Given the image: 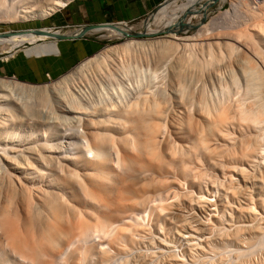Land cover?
<instances>
[{"label": "bare ground", "instance_id": "obj_1", "mask_svg": "<svg viewBox=\"0 0 264 264\" xmlns=\"http://www.w3.org/2000/svg\"><path fill=\"white\" fill-rule=\"evenodd\" d=\"M7 1L0 0L6 16L11 11L17 18L30 19L50 16L71 0H36L19 10ZM171 1L175 2L165 3ZM170 11L166 7L162 14L169 16ZM119 25L128 33L141 32ZM177 26H146L144 33L168 30V38L130 37L108 45L52 83L0 77V264H114L116 254L131 252L135 237L149 231L152 225H146L145 219L150 216H156L158 225L161 213L167 219L171 212L178 220L184 218V229L191 230L192 223L183 222L182 209H192L196 202H204L199 209L211 213L230 208L229 197L223 203L219 195V202L211 203V198L201 195L208 174L211 178L221 174L229 183L238 177L237 186L235 181L220 186L227 189L223 195H234L238 213L251 215L250 223H240L246 239L262 240L264 216L258 215V209L264 211V0H231L227 9L202 22L197 34L184 39V50L175 41L182 39ZM51 28L0 32V46L8 44L10 54L26 44L31 46L23 48L25 52H56V40L39 41L51 39L49 31L75 33ZM103 29L101 34L122 36L116 28ZM138 56L157 66L158 85L149 80L150 85L140 88L142 80L130 85L131 90L123 80L124 85L116 87L130 70L127 61ZM115 60L121 68L111 65ZM221 69L229 70L227 79ZM118 70L124 77L115 83V95L109 94V99L100 97V103L87 99V103L78 94L84 84L103 74L112 80ZM114 77L115 81L118 77ZM213 82L224 89L221 96L207 95L205 90ZM45 113L53 114L56 121L66 117L72 124L62 130L55 121L50 126ZM254 168L260 182H254L252 192L246 185L250 178L256 181ZM216 176V180L208 178L213 188L220 178ZM165 209L169 211L161 212ZM257 215L261 221L256 222ZM204 221L202 230H208L210 221ZM236 226L233 234L228 232L235 243L241 240ZM128 244H133L130 250ZM245 253L237 258L244 259Z\"/></svg>", "mask_w": 264, "mask_h": 264}, {"label": "rangeland", "instance_id": "obj_2", "mask_svg": "<svg viewBox=\"0 0 264 264\" xmlns=\"http://www.w3.org/2000/svg\"><path fill=\"white\" fill-rule=\"evenodd\" d=\"M8 1L11 2V3L14 2V3H12V4H15V6L13 8L15 10H19V8L24 7V6H28V5H30L32 3V1L35 2L36 0H8ZM167 1H169V0H166L165 2H167ZM214 1H215L214 3H210V0H175L174 3L172 1L170 3L162 2L159 6H157L147 16H145L142 19H139L137 21H134L133 22L134 23L133 26H134V28L136 30L144 32L146 26H151L152 25L153 28L154 27L155 28H160L161 25H167L168 23H171L172 25H178L176 27V29L178 30L179 27H180V23H187L188 27H185L181 32H177V35L179 37H181L182 39L175 40V41H177V43H179V44L176 43L177 46L180 47V49L182 47L183 50H184L186 48V46L183 45V43L186 44L185 42H187L184 39L186 37H188L189 35H194L195 33L197 34L198 29L200 27V24L202 22L208 21L210 19V17L216 15L219 11H223V10L227 9L229 7V4H230L231 0H217V1L214 0ZM11 3H9V5L7 3V6H11ZM166 7H169L171 9V11H170L171 13L169 14V16H164L162 14L163 9H165ZM3 9H0L1 10L0 11V32L8 31V32H11V33L17 32L18 30L28 29V28H35V27H39V26H45V27L51 28L49 26V24L55 18V15H56L57 11L60 10V9L57 10L55 13H53L52 15L47 16L45 18L21 19V18H17L16 16H14L13 12H11V11H10L11 12V14H10L11 16L9 15L10 12L8 13V16H6L7 13L4 12L5 10H3ZM1 12L4 13V16H3V14ZM200 13L201 14H205V15L201 16ZM191 15H193V16H191ZM187 17H189V19H187ZM191 25H193V26H191ZM51 29L56 30L55 28H51ZM158 31L155 32V33H152L151 31H147L146 32L147 34H145V35H142V36H131V37L135 38V39H138V40L168 38L167 35L169 34V31L164 32L163 29H159ZM103 34L106 36V38L103 40V43L101 44L100 48L96 52H98L99 50H101L102 48H104V47H106L108 45L119 44V43L123 42L125 39L130 38V37L116 36V35H114V36L111 35L110 36L109 34H106V33H103ZM39 42H41V41H39ZM7 49H8V44L1 45L0 46V50H1L0 56H5V55L7 56L8 54H10L7 51ZM180 49L178 48L179 51L182 50V49L181 50ZM33 53H40V52L35 51ZM94 54L95 53H93V54L85 57L84 59L80 60L79 62L75 63L70 69H68L63 74L59 75L58 77L48 78L47 80H45L43 82H39V83H36V82H25V81H22V80H19V81H22V82H25V83H30V84L52 83L53 81L58 80L61 76L65 75V74H68L70 71L76 70L77 66L83 60H85L88 57L93 56ZM138 58H140V59H138ZM132 60H133V62H132ZM132 60H130L129 63H128L129 60L127 61V64L128 65L130 64V67L128 68L130 70H129V72H127L125 77L123 76L124 73L120 72V70H118L117 73L114 75L116 77L113 76L114 79L118 77L116 79L117 81L116 80L114 81L113 77H111L112 80H110V77L107 78V76H106V78H104L105 75L103 74L104 76L102 75V77H98L100 80L97 78L98 80L95 79V81H92L89 85L87 83L86 84V85H88L87 87L84 84L85 86L84 85H83V87L81 86L83 89L80 87L81 88L80 93H78V92H76V93H78L81 96V98L84 99L85 101L88 99V102H91V101L94 102L95 100L99 99L97 102L100 103V99L101 98L104 101H105L104 97H107L106 100L109 99L108 96L109 97L112 96V93L115 92L114 88H116L119 84H122L123 80H124L123 83L125 84V86H130V85L132 86V84H134L133 85L134 87H135V85H137L139 83H142L144 81L143 85L141 87L138 85L140 88H142L143 86L145 87L146 84L150 85L149 83H152L151 81H155V82L152 83V84L155 85L156 82H158L160 80V78H161L160 74L161 73L158 71L159 78H158V75L157 76L155 75V71H156L155 68L157 66L153 65L154 63L151 62L152 60L151 61H149L150 59L149 60H143L139 56L137 58H135V59H132ZM134 60H136V61H134ZM115 61H117V60H115ZM115 61L114 62L111 61V65H113V67L114 66L116 67V65H117V67L121 68L122 65L121 66L119 65L120 62L117 61L115 63ZM114 63H115V65H114ZM127 64H126V67L128 66ZM154 66H156V67H154ZM123 68H122V70H123ZM221 70H222L221 71L222 73L224 72L222 75L224 76V78L226 77L225 79H227L229 70L228 71L227 70L224 71L223 69H221ZM119 74H120L121 77L119 76ZM99 76H101V75H99ZM2 78L10 79L9 77H2ZM119 78L120 79L123 78L121 80V83H120ZM154 78H155V80H154ZM107 79H109L110 81H108ZM157 79H159V80L157 81ZM106 80H107V82H106ZM118 80H119V82H118ZM149 80H151V81H149ZM96 81H98V82H96ZM99 81L100 82L102 81V82L100 83ZM95 82L98 83V84H96ZM108 82H110V84ZM116 82H118V83H116ZM183 82H184V86L187 87V85H185V83L188 84L187 76H185L183 78ZM115 83H116V87H114ZM158 83L156 85H158ZM215 83L216 82L212 83V85L214 84V86H211V84H209L210 87H208L209 85H206L208 87L206 89H208V90H205V91H208L209 94H207V95H209V97H211L210 95H213L212 97H215L218 94H219L218 96H221L222 93L224 92V89H222L223 90L222 91L220 85H217V83L216 84ZM124 84H122V85H124ZM131 86H130V88H131ZM84 87H85V89H84ZM131 90H132V88H131ZM114 95H115V93H114ZM91 98H92V100H90ZM97 102L95 101V103H97ZM48 115L49 114L45 113L46 117L44 116L43 118H44V121L49 119V121L47 122L49 125L52 122L51 125L58 124L59 126H61V130L65 126H66V128H68V125H69L70 121H65V120H69L68 118L66 119V117H61V121L59 119H58V121H56L54 119V115L53 114L49 115L51 117H48ZM53 121H55L56 124ZM67 123H68V125H67ZM71 124L72 123H70L69 126H71ZM257 170L258 169H256V168H254V170H253V172L256 171V174H257L256 175V181H255L254 178H250L251 180L249 179V181L247 182L246 186L248 187L249 190L250 189H254L253 187L251 188V186L254 185V182L256 184H258V182H260V181L257 180L258 177H259V170L258 171ZM220 175L221 174H217V176L213 175L214 176L213 178H211L212 174H211V176L209 174H208V176L206 175V177L204 176L205 179L210 178V180L215 179V176H216V178L218 176L220 178H217L218 181H214L213 185L214 186L216 185V187H214V188H213L212 184L209 183L210 182L209 179H208L209 181H207V183H205L204 182L205 179H203V183L205 185L203 184L204 186L201 187V189H200L203 192V193H201V195L203 196V194H204V197H208L209 199L211 198L212 199V200L210 199L212 201L211 203H214L218 199H220L221 195H222L221 202L223 200V203H226V201H227V199L229 197L230 199H228L229 201H227V202L231 201L230 203H231L232 206H230V208H225L226 207L225 206L222 209V207H220L221 209L220 208L215 209L216 212H214L215 210L213 209V212H212L214 214L213 217H211L213 215L211 213V211H207L208 209H204L203 207H202V209H199V205L200 204L204 205L205 204L204 202H199V203L196 202V205H194V207L192 209H184V210L182 209L183 214H186V216L184 215L186 219L183 222H185L186 226H187V224H188V226H190V224L192 223L191 224L192 225L191 228H193V229H191V230L184 229L185 225L182 224V222H181V220H183L184 218L178 220L179 218L176 217L177 216L176 214L175 215L174 214L170 215L171 212H168V213H170L169 215L172 216V217H170L169 215L166 214L167 215V217H166L167 219H165L164 216H163L164 214L161 213L160 218L162 220L159 218L160 222H158V225H157V223H155L157 221L156 220V216L155 217L150 216L151 218L153 217V219L150 220V217H149L148 218L149 221H148L147 218H146L145 221H147V222L145 224L146 225L149 224L150 226L152 225L150 227V229H149V226H147L148 228L146 227V230L149 229V231L147 230L146 232L147 233L151 232V233L147 234L145 232L146 235H147L146 236L145 233L141 232V237H142V234H143V237H142L143 239L140 238L139 235L136 236L134 234V237L136 236L135 237L136 239H135V242H134V246H133V244L132 245L128 244L129 250L131 249L130 246L134 247V248H132V251L131 252H127L126 250H124V252H123L124 254L123 253H119L121 255L116 254V255H118V257H116L111 263H114V264H177L178 263L179 264V262H180L179 259H181L182 263L186 262L187 264H238V263L240 264L242 261H243V263L245 262L244 264H264V236L261 237L263 241L261 239H259V238H256V241H254L255 238H253V239L250 238L251 240H253L255 242V243L253 242V245H249V244H252V242H251V240L249 238H247L250 243L248 245L246 244V242H245V240L243 238L246 239L248 234H246L247 232L244 231L243 228H242V232H241V226L240 225L243 224L244 222L246 224H248V222L250 220L249 218H251V215L248 214V212H246V211H241V212H245V213H241L242 215L239 214L240 213L239 212L240 209H236V207H235L236 205L239 204V201L237 199L235 200L234 195L229 196L230 193L223 195V192L225 193V191L227 190V189L225 190V187L228 186V183H229L228 181H230V180L227 179V178H223ZM235 177H233L234 180L231 179L233 181L230 182L229 185H232L231 183H234V181H235L234 185H236V186L238 185V177H236V178ZM252 179H253V181H252ZM215 182H216V184H215ZM223 183H224V186H225V187L223 186L224 188L220 187V186L223 185ZM205 186H207V187H205ZM217 186L220 187L219 191H218V187ZM221 188L224 191L221 190ZM206 191H208L209 193L206 192ZM228 191H229V189H228ZM251 191L255 192V189L251 190ZM195 193L198 194V189L195 191ZM219 195H220V198H219ZM223 196H225V198ZM194 198L196 199V197H194ZM232 199H233V204L234 205L232 204ZM218 202H219V200H218ZM202 203H204V204H202ZM241 203L243 204L242 199L240 200V204ZM231 207H233V208H231ZM165 210H166V212H165ZM165 210H162L161 212L164 211V213H167V211H169L168 209H165ZM170 210H172V212L175 211V209L174 210L170 209ZM222 210H223V212H222ZM258 210H259L258 211V213H259L258 215L259 216L260 215L264 216V211H262L263 209H258ZM130 211H131V209H130ZM136 211H137V209H136ZM190 214H192V215H190ZM239 215H241V216H239ZM248 215H250V216H248ZM258 215H257V219H255L256 222H257V220H260ZM184 216H182V217H184ZM216 216H217V218L219 217V220L216 219ZM244 216H246V217L244 218ZM173 217H175V218H173ZM176 218H178V219H176ZM207 218H209V220ZM187 219L189 220L190 223L188 222ZM162 221L166 222V223L164 224ZM201 221H202V223H203V221L204 222H206V221L209 222L210 221V227H212L213 224L215 223V225L213 226L215 228L212 227L213 231H212V229H210V227H209L208 230H202V225L200 224ZM212 221H214V222H212ZM150 222H152V223L150 224ZM159 223L161 224L160 227H162L163 224H164V226L162 228L159 227L160 229H158ZM155 224L157 225V227L155 226ZM235 226L236 227L240 226L241 240H239V241H243L244 240V243L242 242V245L239 243V241L238 242L236 241V243H235V240H233V238H231L232 236L228 234V232L230 234H233V232H234L233 230L235 229ZM198 227H200L201 229L199 228L198 230H196ZM206 232H208V233H206ZM204 233H206V234H204ZM138 237H139V240H141V242L139 240H138L139 242L137 241ZM208 237L210 239L211 238L212 239L210 240V239H208ZM206 239H208V242H206L207 241ZM247 239H246V241H247ZM209 241H211V242H209ZM210 245L213 248V250L209 247ZM248 248H250V249H248ZM240 252L241 253H243V252L245 253L246 252L245 254H243V255H246V256L242 255L243 256L242 258H244V259H241V257H239V259L237 258L238 256H240V254H241ZM141 253H142V255H141ZM137 254H138V257H139V255H141L142 257H140V259H137L138 258ZM143 256L146 257L145 262H141L142 258L144 259ZM170 259L172 260V262H171ZM177 259L179 261L176 262Z\"/></svg>", "mask_w": 264, "mask_h": 264}, {"label": "crops", "instance_id": "obj_3", "mask_svg": "<svg viewBox=\"0 0 264 264\" xmlns=\"http://www.w3.org/2000/svg\"><path fill=\"white\" fill-rule=\"evenodd\" d=\"M165 0H71L57 11L50 27L76 32L87 24L104 22H134L151 13ZM150 17V16H149ZM62 26V27H61ZM75 29V30H74ZM73 30V31H72ZM106 36L101 32H88L76 39H46L40 43L55 41L56 52H25L20 50L0 56V77H14L25 82H43L55 78L75 63L96 53ZM24 48V49H23ZM30 53V55H29Z\"/></svg>", "mask_w": 264, "mask_h": 264}, {"label": "water", "instance_id": "obj_4", "mask_svg": "<svg viewBox=\"0 0 264 264\" xmlns=\"http://www.w3.org/2000/svg\"><path fill=\"white\" fill-rule=\"evenodd\" d=\"M166 1V0H165ZM164 1V2H165ZM119 22H104V23H98V24H87L82 27H80V30L76 31L75 33L71 34H63L55 31H49L48 36L51 39L54 40H59V39H76V38H81L84 35H86L88 32H91V30H95L96 32L100 30H104L103 28L105 27H113L119 30L122 33V36L124 37H131V36H142L145 35L146 33H128L124 29L119 28ZM193 26V25H191ZM185 27H188L187 23H180V27L177 30V32H181ZM164 32H167L168 30H163ZM34 32H39L37 29H34Z\"/></svg>", "mask_w": 264, "mask_h": 264}, {"label": "built area", "instance_id": "obj_5", "mask_svg": "<svg viewBox=\"0 0 264 264\" xmlns=\"http://www.w3.org/2000/svg\"><path fill=\"white\" fill-rule=\"evenodd\" d=\"M122 24H124L125 26H133L134 23L133 22H123ZM56 30H58V29H56ZM9 78H12V77H9Z\"/></svg>", "mask_w": 264, "mask_h": 264}]
</instances>
